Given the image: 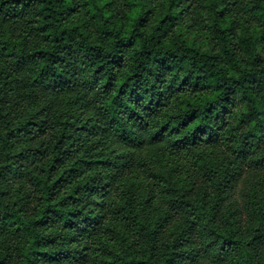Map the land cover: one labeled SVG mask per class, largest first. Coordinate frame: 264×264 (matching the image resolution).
Instances as JSON below:
<instances>
[{"label":"trees","instance_id":"16d2710c","mask_svg":"<svg viewBox=\"0 0 264 264\" xmlns=\"http://www.w3.org/2000/svg\"><path fill=\"white\" fill-rule=\"evenodd\" d=\"M0 264H264V0H0Z\"/></svg>","mask_w":264,"mask_h":264},{"label":"rangeland","instance_id":"374dc122","mask_svg":"<svg viewBox=\"0 0 264 264\" xmlns=\"http://www.w3.org/2000/svg\"><path fill=\"white\" fill-rule=\"evenodd\" d=\"M247 180V179H245ZM245 180H241L240 182V185L238 186V190H246L245 187L247 186V183L245 182Z\"/></svg>","mask_w":264,"mask_h":264}]
</instances>
